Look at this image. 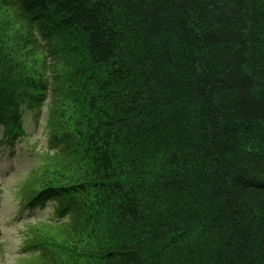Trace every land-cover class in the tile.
<instances>
[{"label":"trees","instance_id":"1","mask_svg":"<svg viewBox=\"0 0 264 264\" xmlns=\"http://www.w3.org/2000/svg\"><path fill=\"white\" fill-rule=\"evenodd\" d=\"M0 10L26 24L44 71L0 48L6 137L43 116L47 93L56 103L54 85L62 100L46 116L55 163L24 191V208L56 202L71 220L45 222L67 236L55 253L27 235L40 264H264V0Z\"/></svg>","mask_w":264,"mask_h":264},{"label":"rangeland","instance_id":"2","mask_svg":"<svg viewBox=\"0 0 264 264\" xmlns=\"http://www.w3.org/2000/svg\"><path fill=\"white\" fill-rule=\"evenodd\" d=\"M25 27H27L26 24L20 21L14 12L0 10L1 53H4L7 58L17 64H29L30 67L25 65L26 68H23V70L31 71L30 76L32 77L33 74L37 73L38 68L44 72L43 69L38 67L40 63H38V59L42 60L43 57L41 49L34 48L32 42H28L30 40L29 29ZM56 72L64 73V69L59 66ZM45 77L47 78V73ZM54 88L59 92V84L54 85ZM58 92H56L57 101L55 104L52 103L51 97L47 101L39 125H36L30 113L27 114L25 117L27 137L14 146L13 154L0 141V186L2 189L0 202V264L41 263L40 253L24 252L23 250L29 233L32 239L36 238L37 241L54 243L55 246L50 247V251L53 253H55L53 248L60 246L64 242L63 239L67 238L64 235H58L54 227L45 223L61 221L68 225L71 221L69 216L61 220L58 219L56 202L48 203L46 207L30 214H24L22 211L24 191L26 193L25 186L29 182L33 184L32 178L34 177L40 179L45 173L46 166L55 163L46 157V145L50 135L46 116L49 106L55 109V107L62 104ZM66 109L65 116L70 117L73 109L72 98L66 101ZM58 110L63 109L60 106ZM1 133L0 129V139ZM12 155L14 159H10ZM20 216H23V218L20 219ZM46 235L47 239L44 237Z\"/></svg>","mask_w":264,"mask_h":264},{"label":"bare ground","instance_id":"3","mask_svg":"<svg viewBox=\"0 0 264 264\" xmlns=\"http://www.w3.org/2000/svg\"><path fill=\"white\" fill-rule=\"evenodd\" d=\"M51 97V94L50 93H47L46 94V98L49 99Z\"/></svg>","mask_w":264,"mask_h":264}]
</instances>
